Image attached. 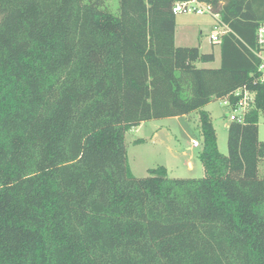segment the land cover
Masks as SVG:
<instances>
[{"label": "trees", "instance_id": "obj_1", "mask_svg": "<svg viewBox=\"0 0 264 264\" xmlns=\"http://www.w3.org/2000/svg\"><path fill=\"white\" fill-rule=\"evenodd\" d=\"M185 1L0 0V264H264V0H208L217 70L176 47ZM240 90L225 157L205 108ZM192 114L205 177L135 178L126 135Z\"/></svg>", "mask_w": 264, "mask_h": 264}, {"label": "rangeland", "instance_id": "obj_2", "mask_svg": "<svg viewBox=\"0 0 264 264\" xmlns=\"http://www.w3.org/2000/svg\"><path fill=\"white\" fill-rule=\"evenodd\" d=\"M216 21L211 17L196 15L177 16V47L200 49L204 55L213 54L215 62L209 65L198 64L199 69L217 70L221 67L219 43H212L211 36L216 27ZM210 115L217 134L218 149L221 155L228 156V128L232 123L231 110L221 102L214 101L205 108ZM156 131L161 142L153 140ZM168 134V135H167ZM173 139V144L167 138ZM259 140L264 143V114L260 116ZM141 143L138 144V142ZM197 142L200 148H193ZM179 152L174 155L169 152V145ZM128 161L135 178L148 177V171L157 167L168 170L170 180H201L205 177L199 155L203 148V137L199 128V115L192 114L188 118L153 121L144 124L140 130L134 129L126 135ZM187 163L192 164V170ZM260 176L264 178V163L260 166Z\"/></svg>", "mask_w": 264, "mask_h": 264}, {"label": "built area", "instance_id": "obj_3", "mask_svg": "<svg viewBox=\"0 0 264 264\" xmlns=\"http://www.w3.org/2000/svg\"><path fill=\"white\" fill-rule=\"evenodd\" d=\"M173 14L176 17L180 15H196L213 18L217 24L211 36L212 43H220L222 37L230 32L228 28L221 24L220 17L215 15L213 6L208 3V0H187L183 3H178L173 8ZM256 56L261 61L259 72L261 73V82L264 83V25L258 31V50ZM235 97L238 98L236 105L233 106L229 100H223L221 104L231 110L233 115L230 116V120L232 123L242 124L245 115L254 104V98L250 92L243 90L235 93ZM193 148H200L199 143L194 142Z\"/></svg>", "mask_w": 264, "mask_h": 264}, {"label": "crops", "instance_id": "obj_4", "mask_svg": "<svg viewBox=\"0 0 264 264\" xmlns=\"http://www.w3.org/2000/svg\"><path fill=\"white\" fill-rule=\"evenodd\" d=\"M177 32V31H176ZM175 44H176V47H177V35H176V37H175ZM179 48V47H178ZM220 53H221V50H220ZM185 118H188V117H185ZM144 127V125H142L140 128H138L137 130H140V129H142ZM168 135V134H167ZM167 139H169L168 140V143H171L170 145H172L173 144V139L170 137H168ZM153 140L155 141H157V142H161L162 143V141L160 140V137H159V132L158 131H156V133L154 134V137H153ZM169 145V144H168ZM168 146V149H169V152L170 153H172V154H174V155H179V152L177 151V150H174L171 146ZM187 165H188V167H189V169L190 170H192V164L191 163H187ZM168 171V170H167Z\"/></svg>", "mask_w": 264, "mask_h": 264}]
</instances>
